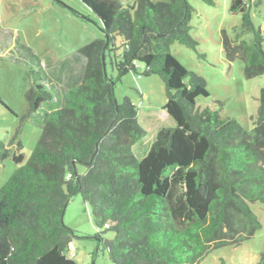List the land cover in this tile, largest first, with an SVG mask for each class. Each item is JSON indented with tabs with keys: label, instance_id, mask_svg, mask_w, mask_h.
<instances>
[{
	"label": "trees",
	"instance_id": "1",
	"mask_svg": "<svg viewBox=\"0 0 264 264\" xmlns=\"http://www.w3.org/2000/svg\"><path fill=\"white\" fill-rule=\"evenodd\" d=\"M81 1L101 21L103 37L78 49L85 59L81 81L63 94L43 84H52L43 70L29 71L23 119L54 97L60 106L45 111L28 160L0 186V264H78L67 255L73 239L95 240L113 264H199L215 249L250 239L261 223L248 203L264 204V87L247 131L219 110L196 106L197 97L208 96L205 79L169 51L173 42L197 51L188 0ZM229 9L241 21L220 30L225 59L242 60L246 78L260 76L261 31L245 0H230ZM248 31L250 41L242 37ZM129 72L160 78L163 109L174 121L158 129L141 158L133 153L147 135L139 110L128 97L118 103L114 96ZM15 137L7 144L0 139V163L9 156L23 161L19 140L10 150ZM77 195L90 206L93 235H79L63 221ZM255 264H264V252Z\"/></svg>",
	"mask_w": 264,
	"mask_h": 264
},
{
	"label": "rangeland",
	"instance_id": "2",
	"mask_svg": "<svg viewBox=\"0 0 264 264\" xmlns=\"http://www.w3.org/2000/svg\"><path fill=\"white\" fill-rule=\"evenodd\" d=\"M60 3H59V2ZM0 0V139L16 152L18 140L24 159L15 163L11 156L0 163V186L11 173L25 164L36 146L44 124V113L60 106L53 101L41 105L28 119L25 93L31 86L29 71L43 70L60 93L81 81L85 59L78 49L94 39L102 38L101 21L81 0ZM124 5H134L136 0H121ZM166 1V0H152ZM193 7L190 20L191 37L198 41L197 51L177 42L169 46L172 56L187 70L203 77L207 97H197L196 106L219 110L223 118H234L247 131L252 129L250 117L257 112L258 96L264 87V74L246 78L243 61L228 62L221 46L220 30L228 32L241 21L239 12H231L230 0H215L213 6L201 0H188ZM62 3V4H61ZM255 29H260L264 51V0H245ZM250 41L252 32L243 34ZM119 43V40H117ZM143 65L137 67L141 73ZM108 76H113L106 66ZM114 96L118 103L128 97L139 110V123L147 135L133 146L135 157L141 158L155 139L161 127L174 125L173 119L163 111L164 85L156 75L143 76L129 72L115 84ZM166 112V111H165ZM85 169L79 167V172ZM249 208L258 217L261 228L239 246H223L211 251L199 264H255L264 252V204L249 202ZM64 223L78 231L79 235H93L95 227L90 206L79 195L68 203L63 216ZM112 232L105 237L113 238ZM96 252V253H95ZM67 255L78 264H113L106 251L95 240L73 239Z\"/></svg>",
	"mask_w": 264,
	"mask_h": 264
},
{
	"label": "crops",
	"instance_id": "3",
	"mask_svg": "<svg viewBox=\"0 0 264 264\" xmlns=\"http://www.w3.org/2000/svg\"><path fill=\"white\" fill-rule=\"evenodd\" d=\"M161 111H163L166 115H167V113L165 112V110L164 109H162ZM138 119H139V113H138Z\"/></svg>",
	"mask_w": 264,
	"mask_h": 264
},
{
	"label": "built area",
	"instance_id": "4",
	"mask_svg": "<svg viewBox=\"0 0 264 264\" xmlns=\"http://www.w3.org/2000/svg\"><path fill=\"white\" fill-rule=\"evenodd\" d=\"M104 227H108V224L105 223V224H104Z\"/></svg>",
	"mask_w": 264,
	"mask_h": 264
},
{
	"label": "water",
	"instance_id": "5",
	"mask_svg": "<svg viewBox=\"0 0 264 264\" xmlns=\"http://www.w3.org/2000/svg\"><path fill=\"white\" fill-rule=\"evenodd\" d=\"M102 60H103V62H104V57H102Z\"/></svg>",
	"mask_w": 264,
	"mask_h": 264
}]
</instances>
